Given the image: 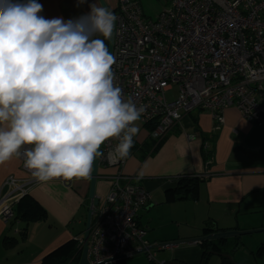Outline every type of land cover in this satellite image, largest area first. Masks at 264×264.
<instances>
[{"label":"built area","instance_id":"2783aa9c","mask_svg":"<svg viewBox=\"0 0 264 264\" xmlns=\"http://www.w3.org/2000/svg\"><path fill=\"white\" fill-rule=\"evenodd\" d=\"M114 13L115 83L124 99L145 108L137 123L148 128L152 140L160 141L184 114L197 109L210 113L215 129L230 105L252 122L263 119L264 0H168L154 18L145 15L139 0H118ZM117 142L101 145L98 158V165L118 170L104 175L109 189L94 196L96 204L91 201L87 259L94 264L117 255L129 258L142 248L150 260L154 256L137 219L150 195L140 176L123 173L129 156L113 162ZM209 142V137L203 140L208 156ZM18 158L25 177L4 180L9 192L0 200V216L5 220L13 215V205L42 183L24 167L23 155ZM77 243L82 247L83 238Z\"/></svg>","mask_w":264,"mask_h":264},{"label":"clouds","instance_id":"9594fccd","mask_svg":"<svg viewBox=\"0 0 264 264\" xmlns=\"http://www.w3.org/2000/svg\"><path fill=\"white\" fill-rule=\"evenodd\" d=\"M89 9L45 19L37 0H0V164L23 155L39 182L89 179L110 139L127 158L145 112L115 83L117 16Z\"/></svg>","mask_w":264,"mask_h":264},{"label":"crops","instance_id":"0c3cea01","mask_svg":"<svg viewBox=\"0 0 264 264\" xmlns=\"http://www.w3.org/2000/svg\"><path fill=\"white\" fill-rule=\"evenodd\" d=\"M117 1L104 0L113 12ZM37 2L43 6L40 15L45 19L62 17L68 20L86 14L90 10L89 5L95 0H84L82 4H78V0ZM199 111H204L205 114L201 115ZM206 112L197 109L184 114L159 142L150 138L146 126L137 123L139 132L134 137L130 154L136 157L127 159L122 171L140 176L141 185L150 195L147 205L139 211L137 217L138 223L145 229L144 240L150 245L154 243L151 244L152 241L145 237L149 227L144 225L142 219L153 206V198L163 200L162 197L155 196L157 189H163L167 196L175 195L176 200L193 199L196 202L202 200L208 205L215 204L208 218L215 221L218 231L240 228L233 223L239 220V214L243 212L261 211L260 200L264 202V117L259 122H252L242 116L236 106L230 105L223 109L222 122L215 129L213 127L216 122L212 118L210 121V113ZM145 129L146 137L139 139L140 131ZM190 133L194 134V138L186 136ZM206 137L210 139L207 149L209 156L203 148ZM156 144L158 146L155 151L152 149L151 154L146 152L144 155L145 146L151 145L152 148ZM106 168L108 167L98 166L94 196L102 194L98 195L102 197L109 189L110 182L104 175L114 173L106 174L102 170ZM183 174L201 177L195 197L186 194L182 198L183 193L170 192ZM9 175L25 177L18 157L0 164V200L5 199L9 192V188L3 185ZM89 186L90 178L73 179L70 184L52 180L33 185L21 197V201L13 205V215L9 219L5 220L0 216V264H39L42 257L57 246L70 239L78 242L83 236L86 213L92 201L89 198ZM32 206L40 208L42 218L22 215ZM37 226L39 235H34ZM48 231L53 232L47 236ZM210 232L215 231H203L202 235ZM34 237H38L37 240ZM199 243H183L164 248L171 249L174 256L172 259L182 264H197L198 261L201 263L203 252ZM125 259L127 258L115 264H126ZM172 259H160L155 264Z\"/></svg>","mask_w":264,"mask_h":264},{"label":"rangeland","instance_id":"374dc122","mask_svg":"<svg viewBox=\"0 0 264 264\" xmlns=\"http://www.w3.org/2000/svg\"><path fill=\"white\" fill-rule=\"evenodd\" d=\"M139 1L145 15L150 18L156 17L160 13V11L168 5V0ZM199 112L201 115L205 114L204 111ZM208 116L211 121V117L209 114ZM146 132V129L141 130L138 138L143 139L144 137H146ZM136 154L138 155V153ZM134 157H136V155L132 154L127 159L130 160ZM127 161H125V163ZM102 170H105L106 174L115 173L118 170V166L113 165ZM155 196L160 198L162 197L163 200L153 198V206H151L147 210L142 219L144 225H147L149 227V229L146 231L145 237L152 241L151 244L203 236V220L208 218V215L211 212V208L215 207V204L208 205L202 200L200 202H196V200L193 199L176 200L175 195L167 196L163 189L162 191L160 189H157L155 191ZM258 198H260V195ZM261 200L260 212L249 211L239 214V220H235L233 223L236 226L240 227L238 228V230H251L264 227V222L261 223L262 221H264V202H262ZM242 208H244V205L242 206ZM40 229L42 231V227H40ZM38 231L39 227L37 226L33 234L39 235ZM50 232L53 231H48L47 236L50 235ZM37 238L38 237H34V240H37ZM230 238L238 239L239 244L238 248L232 252V261L239 264H264V252L256 254V251L259 249L260 244L264 243V231L245 233L238 236L228 237L227 239ZM219 240L221 239H217V241ZM178 245L179 244H177V246ZM170 250L171 249L169 248L155 247L152 249V252L154 254L152 258L153 260L149 259L148 254H146L145 252H141L135 254L131 258L125 259V263L155 264L156 261L160 259L170 260L174 257L172 251ZM209 250L213 249H206V251ZM197 264H200V262L198 261ZM205 264H220V256L217 254L208 253Z\"/></svg>","mask_w":264,"mask_h":264},{"label":"trees","instance_id":"16d2710c","mask_svg":"<svg viewBox=\"0 0 264 264\" xmlns=\"http://www.w3.org/2000/svg\"><path fill=\"white\" fill-rule=\"evenodd\" d=\"M159 142V141H158ZM151 145H147L143 148V153L145 155L146 152L151 154L157 148L158 144L154 145L150 148ZM153 149V151H152ZM201 177L196 175H187L183 174L179 176L176 182V186L170 192H178L183 193L181 197L183 198L186 194H189L190 197H195L197 193V186L198 181ZM175 192V193H176ZM23 199V198H22ZM21 201V200H20ZM40 208L38 209L36 206H32L26 213H22L23 216L29 215L31 217H38V219L42 218ZM215 221L213 219H206L202 226V231H218ZM200 247L203 249L202 256H201V263L205 264V260L207 258V251L206 249L211 248L217 250L222 253H227L232 256V252L238 248V239L230 238V239H221L217 240H207L202 241L199 243ZM264 252V243H261L259 249L256 251V254ZM81 253V247L77 243L76 240L70 239L65 243L57 246L47 254H45L39 264H77ZM167 264V262H165ZM220 264H237L232 260H228L224 257H220Z\"/></svg>","mask_w":264,"mask_h":264},{"label":"water","instance_id":"95a60500","mask_svg":"<svg viewBox=\"0 0 264 264\" xmlns=\"http://www.w3.org/2000/svg\"><path fill=\"white\" fill-rule=\"evenodd\" d=\"M100 3H101V5L106 6L108 8V6L104 2V0H100ZM107 43L109 44L110 52H112L113 39L110 42L107 41ZM98 166L99 165H98V159H97L93 165V171H92V174L90 176V186H89V198L91 200H93V204L97 203V200L93 199V198H94V194H95V183H96V178H97ZM92 210H93V208H92V205L90 204V206L87 210V215H86V220H85V228H84V232H83V236H82L83 243H82L81 253H80V257H79L77 264H94V263H90L87 259V250H88L87 242H88L89 229H90V224H91ZM258 231H264V228H256V229H251V230H238V229L220 230V231H215V232L203 234V236H200V237H192V238H186V239H182V240H171V241L161 242V243H157L154 245H149L148 248L153 249L155 247H157V248L158 247H166V246H173V245L183 244V243H192V242H202V241H207V240L225 239L228 237H233V236H238V235L245 234V233H253V232H258ZM145 251H146V248H142L140 250H137L136 254L141 253V252H145ZM208 253L217 254L219 256L227 258L228 260H232L231 255H229L227 253L219 252V251L214 250V249L207 251V254ZM124 258H125L124 256H118L117 255L110 260H107L105 262L95 263V264H115V262H117L119 260H123ZM167 264H182V263L175 260V259H172L171 261H168Z\"/></svg>","mask_w":264,"mask_h":264}]
</instances>
